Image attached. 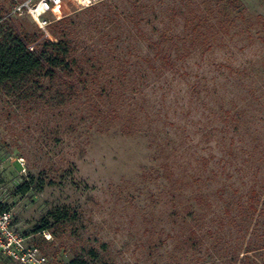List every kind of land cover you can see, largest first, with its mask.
<instances>
[{
  "label": "rangeland",
  "instance_id": "rangeland-1",
  "mask_svg": "<svg viewBox=\"0 0 264 264\" xmlns=\"http://www.w3.org/2000/svg\"><path fill=\"white\" fill-rule=\"evenodd\" d=\"M24 1L0 0V26L30 48L67 31L75 63L0 94L24 244L48 264H264V0H61L45 32Z\"/></svg>",
  "mask_w": 264,
  "mask_h": 264
},
{
  "label": "trees",
  "instance_id": "trees-1",
  "mask_svg": "<svg viewBox=\"0 0 264 264\" xmlns=\"http://www.w3.org/2000/svg\"><path fill=\"white\" fill-rule=\"evenodd\" d=\"M64 22L65 20H61L58 25ZM5 26H0V94L22 96L33 86L42 89L43 80L54 82L60 75H71L75 63L71 59L73 49L67 31L62 30L57 42L46 39L30 48L36 38H29L19 32L16 26L4 28ZM161 58L168 63L167 56L163 55ZM29 188V185L21 186L18 192L25 194ZM0 210L7 211L2 206ZM53 219L52 225H46L38 232L50 229L54 235L55 228L70 220L67 214H58ZM88 253L94 255L92 251ZM69 264L88 263L81 258H75Z\"/></svg>",
  "mask_w": 264,
  "mask_h": 264
},
{
  "label": "built area",
  "instance_id": "built-area-1",
  "mask_svg": "<svg viewBox=\"0 0 264 264\" xmlns=\"http://www.w3.org/2000/svg\"><path fill=\"white\" fill-rule=\"evenodd\" d=\"M88 5L90 2H85ZM61 0H26L14 11L25 14L43 32L50 25L46 15L53 7L59 6ZM11 215L8 211L0 210V256H5L16 264H48L46 257L36 248L27 247L24 239L12 229Z\"/></svg>",
  "mask_w": 264,
  "mask_h": 264
},
{
  "label": "bare ground",
  "instance_id": "bare-ground-1",
  "mask_svg": "<svg viewBox=\"0 0 264 264\" xmlns=\"http://www.w3.org/2000/svg\"><path fill=\"white\" fill-rule=\"evenodd\" d=\"M85 2H89L88 0H85Z\"/></svg>",
  "mask_w": 264,
  "mask_h": 264
}]
</instances>
